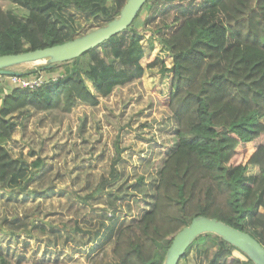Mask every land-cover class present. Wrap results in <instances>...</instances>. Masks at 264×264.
I'll use <instances>...</instances> for the list:
<instances>
[{
    "label": "trees",
    "instance_id": "16d2710c",
    "mask_svg": "<svg viewBox=\"0 0 264 264\" xmlns=\"http://www.w3.org/2000/svg\"><path fill=\"white\" fill-rule=\"evenodd\" d=\"M12 1L27 15L20 18L0 3V56L75 39L57 21L66 10L107 24L127 0ZM154 2L148 0L125 31L80 57L18 75L62 68L56 79L33 90L0 89V187L33 180L44 168L39 157L28 164L9 151L14 115L28 109L70 113L79 103L97 106L100 97L159 65L169 76L166 103L177 123V141L159 170L152 208L117 232L113 253L118 264H164L176 235L199 216L248 232L264 246V0H156L183 10L156 31L171 66L156 56L145 68L140 16ZM242 148L248 151L238 160ZM251 168L258 173H250ZM192 248L203 253L207 264H255L244 253L246 260L237 257L238 249L214 233L198 236L181 260ZM0 264L12 263L0 253Z\"/></svg>",
    "mask_w": 264,
    "mask_h": 264
},
{
    "label": "rangeland",
    "instance_id": "374dc122",
    "mask_svg": "<svg viewBox=\"0 0 264 264\" xmlns=\"http://www.w3.org/2000/svg\"><path fill=\"white\" fill-rule=\"evenodd\" d=\"M0 3L20 18L27 15L12 0ZM182 10L156 0L151 11L142 10L145 68L156 56L171 66L156 31L173 23ZM57 21L74 38L105 25L73 9L62 12ZM43 64L27 63L12 71L22 73ZM61 72L62 68L41 71L39 77L48 81ZM1 83L4 93L23 86L12 77L3 76ZM168 91L169 76L158 65L146 68L141 78L117 87L109 97H100L97 106L79 103L70 113L28 109L14 115L17 126L7 142L9 151L28 164L39 157L44 168L33 180L0 187V253L12 264H118L113 253L117 232L152 208L159 170L176 145L177 123L166 103ZM246 151L242 148L237 159ZM250 173L258 169L251 168ZM234 254L246 260L240 251ZM207 263L196 248L179 262Z\"/></svg>",
    "mask_w": 264,
    "mask_h": 264
},
{
    "label": "water",
    "instance_id": "95a60500",
    "mask_svg": "<svg viewBox=\"0 0 264 264\" xmlns=\"http://www.w3.org/2000/svg\"><path fill=\"white\" fill-rule=\"evenodd\" d=\"M148 0H127L120 14L112 21L85 35L59 45L19 54L0 56V76H18L13 67L45 61L63 63L80 57L111 37L125 31ZM205 233H214L247 255L255 264H264V246L248 232L234 228L220 220L199 216L182 229L169 247L164 264H178L194 240Z\"/></svg>",
    "mask_w": 264,
    "mask_h": 264
},
{
    "label": "built area",
    "instance_id": "2783aa9c",
    "mask_svg": "<svg viewBox=\"0 0 264 264\" xmlns=\"http://www.w3.org/2000/svg\"><path fill=\"white\" fill-rule=\"evenodd\" d=\"M11 77L15 82L23 84V86L21 87L29 88L31 90L36 89L45 83V81L42 80L41 77L39 76L36 77L33 81L24 79V77L22 78L20 76H11ZM2 78L3 76H0V83Z\"/></svg>",
    "mask_w": 264,
    "mask_h": 264
},
{
    "label": "crops",
    "instance_id": "0c3cea01",
    "mask_svg": "<svg viewBox=\"0 0 264 264\" xmlns=\"http://www.w3.org/2000/svg\"><path fill=\"white\" fill-rule=\"evenodd\" d=\"M252 169H255V168H252ZM254 174H257V173H254Z\"/></svg>",
    "mask_w": 264,
    "mask_h": 264
}]
</instances>
